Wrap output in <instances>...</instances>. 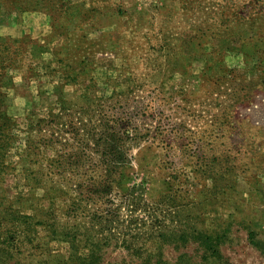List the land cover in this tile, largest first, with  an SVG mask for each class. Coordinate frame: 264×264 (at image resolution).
I'll return each mask as SVG.
<instances>
[{"label":"rangeland","instance_id":"1","mask_svg":"<svg viewBox=\"0 0 264 264\" xmlns=\"http://www.w3.org/2000/svg\"><path fill=\"white\" fill-rule=\"evenodd\" d=\"M0 264H264V0H0Z\"/></svg>","mask_w":264,"mask_h":264},{"label":"trees","instance_id":"2","mask_svg":"<svg viewBox=\"0 0 264 264\" xmlns=\"http://www.w3.org/2000/svg\"><path fill=\"white\" fill-rule=\"evenodd\" d=\"M28 224L31 225L30 222H28ZM65 228H67V227H65ZM23 234L26 236L25 232ZM158 236H160V234ZM26 237H29V236H26ZM28 241H30V239ZM212 251H213V249H212Z\"/></svg>","mask_w":264,"mask_h":264}]
</instances>
